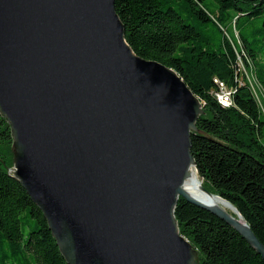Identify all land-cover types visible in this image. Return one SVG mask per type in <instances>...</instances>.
<instances>
[{"label":"water","instance_id":"95a60500","mask_svg":"<svg viewBox=\"0 0 264 264\" xmlns=\"http://www.w3.org/2000/svg\"><path fill=\"white\" fill-rule=\"evenodd\" d=\"M115 0H0V114L9 174L44 214L67 264H200L180 198L264 245L238 210L186 191L201 100L134 53Z\"/></svg>","mask_w":264,"mask_h":264},{"label":"trees","instance_id":"16d2710c","mask_svg":"<svg viewBox=\"0 0 264 264\" xmlns=\"http://www.w3.org/2000/svg\"><path fill=\"white\" fill-rule=\"evenodd\" d=\"M115 7L134 53L175 70L201 100L192 155L202 185L232 204L264 245V145L257 137L264 103L255 90L264 91V0H115ZM218 83L235 91L229 108L215 97ZM13 162L11 127L0 114V264H67L44 214L9 174ZM175 214L200 264H264L210 212L180 198Z\"/></svg>","mask_w":264,"mask_h":264},{"label":"bare ground","instance_id":"6f19581e","mask_svg":"<svg viewBox=\"0 0 264 264\" xmlns=\"http://www.w3.org/2000/svg\"><path fill=\"white\" fill-rule=\"evenodd\" d=\"M201 186L202 181L199 178L196 168L193 167L191 171V177L186 182L187 193L195 199L199 200L200 202L210 205L221 206L223 209L229 212L233 210V208L229 204L223 202L220 198L208 196L201 190Z\"/></svg>","mask_w":264,"mask_h":264},{"label":"built area","instance_id":"2783aa9c","mask_svg":"<svg viewBox=\"0 0 264 264\" xmlns=\"http://www.w3.org/2000/svg\"><path fill=\"white\" fill-rule=\"evenodd\" d=\"M218 86L219 87L215 92L216 99L222 106L226 108L231 107L233 105V94L235 93V91L228 88L224 83H218Z\"/></svg>","mask_w":264,"mask_h":264},{"label":"rangeland","instance_id":"374dc122","mask_svg":"<svg viewBox=\"0 0 264 264\" xmlns=\"http://www.w3.org/2000/svg\"><path fill=\"white\" fill-rule=\"evenodd\" d=\"M240 68H241V71H242L241 76H247L246 75V69L243 68L242 65L240 66ZM253 82H254V80L250 81V83H252L253 86H254ZM255 90H256L257 94L259 95V100L260 101L262 100V102L264 103V91L262 89L256 88V87H255ZM263 106H264V104H263ZM263 118H264V116H263ZM257 137H258L259 141L264 145V125H263V128H262L261 132L257 133Z\"/></svg>","mask_w":264,"mask_h":264}]
</instances>
